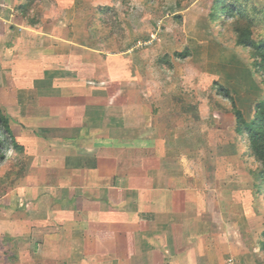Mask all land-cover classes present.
Here are the masks:
<instances>
[{
	"label": "crops",
	"instance_id": "0c3cea01",
	"mask_svg": "<svg viewBox=\"0 0 264 264\" xmlns=\"http://www.w3.org/2000/svg\"><path fill=\"white\" fill-rule=\"evenodd\" d=\"M24 1L0 0V109L17 165L0 190V264L255 260L262 240L244 236L264 228H242L257 212L248 170L214 155L193 110L150 91L143 52L112 48L104 6L40 0L34 17Z\"/></svg>",
	"mask_w": 264,
	"mask_h": 264
},
{
	"label": "rangeland",
	"instance_id": "374dc122",
	"mask_svg": "<svg viewBox=\"0 0 264 264\" xmlns=\"http://www.w3.org/2000/svg\"><path fill=\"white\" fill-rule=\"evenodd\" d=\"M39 1L29 0L28 3V7H33L30 11L33 10L34 17L39 13ZM85 1H93L98 7L104 6L103 15L106 18L103 27L106 36L111 37L109 43L112 48L130 46L138 54L143 52V55L140 54L142 60L137 61L138 76L148 80L150 91L167 99L169 104L174 100L184 104V110H193L200 118L201 130H206V136L211 139L214 155L227 154L236 162L241 161L248 170L247 174H243V179L248 181L253 193L249 199L257 210L255 214H250L249 221H242V228L248 232L249 226L264 228V194L259 192L255 180L259 163L251 156L245 138L236 131L234 112L236 107L250 120L256 101L264 97V83L254 67L251 50L243 47L238 40L236 17L220 13L214 16L217 4L224 0ZM225 1L247 11L245 13L249 19L255 20L257 35L264 32V0ZM24 3L18 7V11L26 10L27 4ZM13 8L12 5L9 7L7 18L14 14ZM27 11L28 14L29 8ZM24 21L26 23L27 20ZM1 35L4 34L0 32V48L7 43L6 37L2 40ZM3 124L0 123V130L10 132ZM8 137L11 148L7 157L0 161V174H8L9 177L3 181L0 178V190L15 184L10 178L17 169L13 159L16 156L15 147H12L16 137L11 133ZM239 168L237 166L236 170ZM253 181L255 188L251 186ZM247 235L244 238L252 248L261 240L260 247L263 248L261 234L258 238L255 235L254 239ZM260 247L255 252L259 256L254 255L255 260L246 264H264ZM251 252L255 254L254 249Z\"/></svg>",
	"mask_w": 264,
	"mask_h": 264
},
{
	"label": "trees",
	"instance_id": "16d2710c",
	"mask_svg": "<svg viewBox=\"0 0 264 264\" xmlns=\"http://www.w3.org/2000/svg\"><path fill=\"white\" fill-rule=\"evenodd\" d=\"M245 12L247 11L242 7L224 0L217 4L214 16L216 17L220 13L225 16L232 15L236 17L237 26L235 31L238 35V40L243 47L251 50L254 67L262 76L264 83V32L257 35L255 20L249 19V15H246ZM262 18V22H264V16ZM178 54L180 55L181 53ZM234 109L236 131L245 138L251 156L259 163V168L255 172V180L258 183L259 192L264 194V97L256 101L250 120L245 118L240 109L236 107ZM7 120L0 109V123L5 124ZM10 148L11 144L8 134L0 130V161L7 157ZM262 236L264 251V232Z\"/></svg>",
	"mask_w": 264,
	"mask_h": 264
}]
</instances>
